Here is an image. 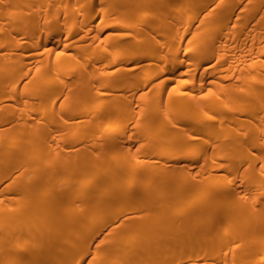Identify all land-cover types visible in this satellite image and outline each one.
Here are the masks:
<instances>
[{
    "label": "bare ground",
    "instance_id": "obj_1",
    "mask_svg": "<svg viewBox=\"0 0 264 264\" xmlns=\"http://www.w3.org/2000/svg\"><path fill=\"white\" fill-rule=\"evenodd\" d=\"M0 264H264V0H0Z\"/></svg>",
    "mask_w": 264,
    "mask_h": 264
}]
</instances>
